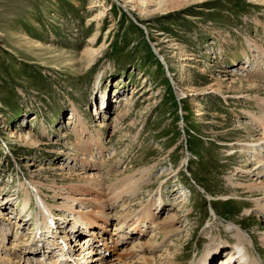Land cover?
I'll return each mask as SVG.
<instances>
[{
    "label": "rangeland",
    "instance_id": "374dc122",
    "mask_svg": "<svg viewBox=\"0 0 264 264\" xmlns=\"http://www.w3.org/2000/svg\"><path fill=\"white\" fill-rule=\"evenodd\" d=\"M129 5L127 0H0V206L2 198L13 202L0 212L12 217L8 225L18 221L29 188L33 220L20 230L29 233L17 242L22 245L43 222L32 181L53 209L68 204V189L83 191L74 194L86 202L83 210L104 209L114 217L111 235L127 218L135 222L146 211L155 217L162 198L156 221L177 213L173 229L180 233L166 240L157 230L136 244L151 241L162 255L179 242L178 264H198L205 254L224 261V253L240 241L237 231H227L235 223L253 237L264 261V211L248 217V208L256 205L253 194L233 184L241 180L240 163L252 159L239 157L238 147L264 136V94L263 102L255 96L205 95L211 88L229 94L247 77L264 84V9L246 0H170L151 17L156 27H146L127 12ZM156 30L169 35L170 43L163 44ZM245 60L248 67L235 71ZM231 75L237 84L229 79L217 86L216 80ZM97 101L110 110L98 113ZM16 130L30 137L27 142L12 137ZM230 143L237 144L234 155ZM92 178L99 185L85 182ZM63 189L66 195H58ZM119 198L122 206L111 210ZM58 213L68 224L73 220ZM80 224L85 226L84 220ZM9 236L7 251L13 253L16 242ZM132 245L122 247L118 257L128 259ZM247 247L258 256L251 243ZM16 253H0V262ZM38 257L45 258L43 252ZM232 262L237 264L236 258Z\"/></svg>",
    "mask_w": 264,
    "mask_h": 264
},
{
    "label": "bare ground",
    "instance_id": "6f19581e",
    "mask_svg": "<svg viewBox=\"0 0 264 264\" xmlns=\"http://www.w3.org/2000/svg\"><path fill=\"white\" fill-rule=\"evenodd\" d=\"M169 1L168 0H132V1L127 0V3L130 4L129 9L127 8V6L125 7L128 9L127 12L130 15L133 13V15L135 16L133 19L136 20L137 23L143 24L144 26L147 27V26H152L151 17L154 16L157 11L161 10L162 6H165V3ZM246 1L248 4H252L259 8L264 9V0H246ZM104 3L102 2L98 4L99 6H101ZM104 13L105 11L103 10L100 11V13L96 16V19L101 21L102 19L101 16L104 15ZM153 26L156 27V25H153ZM162 30H156L152 32L159 40L163 41V44L170 43L169 40L167 39L169 35L166 36V33H164V31L162 32ZM156 50L157 52L159 51V49H156ZM158 53L160 54L161 52L159 51ZM160 56L165 62V59H164L165 57L162 54H160ZM246 63H248V61ZM189 67H194V65L190 64ZM238 69L240 70L244 69V66L242 67L240 66L238 67ZM247 78L241 81L242 84L240 85V88L238 90H231L229 94H222L221 92H218L219 89L212 90L213 88H211L210 92H208V94H205V95L208 98H216V99L219 97L226 98V99H230V98L231 99H241V98L248 99L249 96L250 97L255 96L257 100H261L260 96L264 94V84L259 83V81L258 82L250 81L249 80L250 78L249 79ZM229 79H231V84H234L235 82H237V76L231 75V78L225 77V79H223L222 81L216 80L217 86H222ZM242 89H245V90H242ZM105 95H104V100L106 101L107 97H105ZM130 99H132V97ZM103 105L107 106V103L105 102V104ZM103 105H101V103L97 101L96 111L98 113L102 108H104ZM125 105L129 106L130 102H127V104ZM108 106H109V103H108ZM106 109L107 108L102 109V110H106ZM108 110L110 109H107L106 111ZM125 111H126L125 114L128 115L129 111L127 110ZM121 118L123 119V117ZM121 118L119 120H122ZM261 123L264 124V121H262ZM103 126H106V124ZM262 128L264 129V126ZM211 133L212 135H214V137L216 136L218 137L217 132L212 131ZM229 133L231 132L226 131L225 135H228ZM12 137H16L19 142H27V140L30 138L29 136L23 137V135L17 132V130L14 131ZM244 142L246 144L244 145L241 144L242 146L238 147L239 157H242V156L244 157L245 155L247 156L249 154L250 156L252 155V159L245 160L244 162H241L240 165L238 166L239 167L238 168L239 176H237L238 180L241 179L243 182H245V184L240 183L242 182L241 180L240 182L236 180L235 183L233 184L236 185V189L238 191L243 189L246 194H249V195L253 194L251 199L254 198L256 205L251 209L248 208L247 213H246L248 214V217H252V214L254 211H258L259 214L264 211V206H263L264 204V157H263L264 154L262 152V150H264V147H263L264 146V136L260 137L257 140L246 139L244 140ZM226 146L229 149L228 152L230 153V155H234L236 153L233 151L234 148L237 146L236 143L226 144ZM32 165L33 164H31V166ZM91 169L95 171V169L98 170V167L91 168ZM55 170H58L60 172L65 171L63 167H57ZM60 175L65 176V172L61 173ZM66 177L67 179H72V180L74 179V177L72 176L71 178L69 174H66ZM85 182L86 183L94 182L95 184L99 185V182L95 181L94 179L85 180ZM29 187L30 189H32L33 194H34V199L37 201V204H38L37 206L40 211L41 218L46 219V220L50 218L53 221L57 220L58 228L55 230H58V232L62 235L60 236V238L59 236H56L55 230L49 229L50 227L46 226L45 222H44L45 226L43 228H41L39 225L38 227L35 226L37 229L34 233V239L31 245L32 247L28 246L30 244L20 245L21 249H24V252H21V249H18L20 254H17V256L15 255V257L13 258L6 257L2 263L0 262V264H178L177 260H178L179 252L181 251V245L179 242L178 243L174 242L173 246L168 247L167 251L162 255H156L157 254L156 252L158 251L157 250L156 252L154 251L155 249L158 248V246L150 244L151 241L150 243H147V242L144 243V241L138 242L137 244L136 243L133 244L131 250L128 251L129 252L128 254L130 256L128 257V259L126 258L122 260L121 258H119L120 257L119 255H118L119 256L118 259H116L115 257L116 251L119 250L121 246L131 243V242H128L129 239H132L133 241H136V240L139 241L143 237H147L148 233L157 231V230L159 231L158 232L159 234L165 236L166 240H168L167 238L169 237L177 236L176 233H180L179 228L173 229L175 227L174 226L175 221H179L177 213L168 216V218L160 220V222L156 221L154 214H151V211L150 212L148 211L147 215L145 213V215L140 216V218H138V220L135 222L127 218L125 222L121 225V227L118 228L119 232L116 234L117 239L114 241L115 244L112 249L111 246L107 243L106 238H102V236H100L99 238L97 237L98 231H96V229L98 230L101 229L102 232L100 231V233H105V232L107 233L108 231L106 228L107 226L104 227L105 223L102 221L103 223L100 224L98 220H101L103 217L109 218V215L107 213H104L105 212L104 209H102L101 212H94V210H88V211L83 210V208H85L86 202L80 201L79 199L80 197L78 196L75 197L76 194H79L80 190H72V191L70 190L69 191L68 189L67 195L65 194L64 189H63L64 192L59 191L58 195L65 194L67 196L66 198L65 197L64 198L68 200V204L65 206H61V205L53 206L55 209L54 210L50 206V204H48L47 201L44 199L45 196L41 194L40 192L41 190L35 187V184L33 181L30 183ZM80 192H83V191H80ZM29 194H30V191H29V188L27 187V194H26L27 197L25 199L26 202L24 201L25 202L24 206H22V209L18 212L19 214L17 213L18 221L14 223L10 222V224L8 225L10 227L9 228L10 230H12V226L15 223L18 226V229L22 230L25 228V225L29 222V220L30 221L33 220L31 214L29 215L28 213V210H30V207L32 206V198L29 197L30 196ZM83 195L85 194H81V196ZM102 195H105V194H102ZM211 198L208 197L207 199L211 200ZM230 198L224 197L221 199L228 200ZM58 199H63V197L59 196ZM1 200H2V205L0 206V210L4 209L7 211V209L11 207V205L13 204V202H11L12 198L10 200L6 197V199L2 198ZM97 201H98V204L100 203L99 207L101 208L105 207L106 204L103 202V199L101 197L98 198ZM116 201L118 203L119 201H121V199L119 198V200H116ZM159 204H161V202ZM159 204L157 206V209L160 207ZM94 205L96 207V204ZM108 206H111V205L108 204ZM58 211L62 213L65 212L66 215L67 214L72 215L73 218L70 216L73 219L72 221L70 220L71 223L68 224L67 222H64L62 220V216L59 214L60 212L58 213ZM161 211L163 212V208L160 210V213ZM57 213L60 216H57ZM213 214H214V218L218 216L214 209H213ZM1 218L3 221L8 222V219L11 217L5 218L3 212H0V220ZM81 220H84V223H85V226L84 225L82 226L80 224L82 228L81 226L78 227V223ZM59 223H60V226L62 227L59 226ZM4 227L3 225L0 224V240H1L0 253L2 254L4 253V255L8 253L10 254V256H12L11 254L13 253L15 254V252L13 251L12 253L10 251H7L10 246L8 247L7 245H5L7 241L9 242L8 234L10 233H8L7 229ZM68 227L71 228V231H72L71 234H74L76 235L75 237H77L74 242L71 240V238H69V233L66 232ZM88 229H93L94 232L89 233L88 238L84 239L86 243H83V240H81L82 235L84 233L83 230L89 232ZM227 229H228L227 231H230V232L237 231L236 236L240 238V241L233 246L231 251L228 250L226 251V253H224L225 254L224 261H222L221 259L215 260L217 257L212 256L211 254H205L203 257H201L198 264H234V262H232L234 261V258H236L237 264H264V261L261 257V253L257 249L253 237L248 232H246L242 228L241 225H238L235 223H229ZM126 230H128V232H126ZM15 233L19 235L20 232L19 233L15 232ZM18 235H15L14 237L17 239L16 240L17 242H21L23 236L21 238H18ZM43 236H45V240L41 239ZM260 238H261L260 240L261 245L264 248V232L262 233ZM111 239H113V237H111ZM42 242L46 243V245H49V247H47L48 249L47 258L44 259L43 261H37V260L35 261L34 258H36L39 254L42 253V250L38 249V246ZM248 243H251L253 245V247L257 251L258 256H253L251 254L249 248L247 247ZM23 246H27V247H23ZM44 248L45 247H43L42 249L44 250ZM53 253H56V255L51 257L50 255ZM130 254H133V255H130ZM28 255H31L33 258H29V257L27 258ZM43 255H46V253Z\"/></svg>",
    "mask_w": 264,
    "mask_h": 264
}]
</instances>
